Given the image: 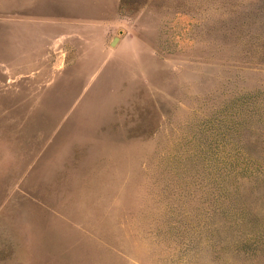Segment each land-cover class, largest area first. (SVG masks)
Listing matches in <instances>:
<instances>
[{
    "label": "rangeland",
    "instance_id": "rangeland-1",
    "mask_svg": "<svg viewBox=\"0 0 264 264\" xmlns=\"http://www.w3.org/2000/svg\"><path fill=\"white\" fill-rule=\"evenodd\" d=\"M0 264H264V0H0Z\"/></svg>",
    "mask_w": 264,
    "mask_h": 264
},
{
    "label": "water",
    "instance_id": "water-1",
    "mask_svg": "<svg viewBox=\"0 0 264 264\" xmlns=\"http://www.w3.org/2000/svg\"><path fill=\"white\" fill-rule=\"evenodd\" d=\"M115 39H116V38H113V39L110 41V44H113Z\"/></svg>",
    "mask_w": 264,
    "mask_h": 264
},
{
    "label": "crops",
    "instance_id": "crops-1",
    "mask_svg": "<svg viewBox=\"0 0 264 264\" xmlns=\"http://www.w3.org/2000/svg\"><path fill=\"white\" fill-rule=\"evenodd\" d=\"M114 1V3H115V0H113Z\"/></svg>",
    "mask_w": 264,
    "mask_h": 264
}]
</instances>
